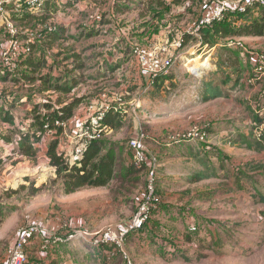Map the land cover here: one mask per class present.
Segmentation results:
<instances>
[{"label":"rangeland","instance_id":"rangeland-1","mask_svg":"<svg viewBox=\"0 0 264 264\" xmlns=\"http://www.w3.org/2000/svg\"><path fill=\"white\" fill-rule=\"evenodd\" d=\"M84 1L80 2L85 4ZM108 1L91 0L95 8L82 10L81 14H78V19L69 26V30L76 28V34L67 36L64 46L70 48V45H74L85 58V62L73 61L71 64L75 65L77 71L65 81L47 78L46 85L51 87L55 84H68L74 88L73 94L69 96L71 91L67 93L64 101L68 97L71 99L83 97L81 104L75 108L74 116L65 122L62 132L57 135L56 130L51 132L48 129V135L44 137V141L39 142L34 157L19 153L13 140L17 130H4L0 133L13 140L12 145L8 146L0 142V264H5L7 250L14 243L20 230L29 223L38 222L46 229L47 234L58 231L59 226L64 222L90 234L107 227L123 226L135 212L146 186L145 170L131 164L132 151L128 146V140L135 134L139 137L147 157L149 159L157 157L159 176L162 163L156 153L157 150L181 149L188 143H193L192 141L172 143V140L177 133L195 125L207 131L205 142L207 139L210 141L212 135L209 131L215 121L220 122L219 129L225 128L228 132L222 138L229 152L219 148L214 149L213 145L212 147L210 145V148L206 146L209 148L205 149L207 154L202 146L199 147L198 154V151H192L190 148V152L196 153L202 162L188 164L187 167H190L188 171L192 173L191 175L203 172L207 176L205 183L212 191L209 194H212V199L216 196L220 202L216 203L217 207H222L227 202L230 207L235 206L237 200L240 202L239 207L246 205L253 207V222L224 227L216 236L214 234L209 239L198 236L200 239L198 242L189 238L187 248H177L176 251L168 252L162 246H156L157 243L153 239L155 235L151 233L154 223L149 221L136 237L126 238L122 249H107L110 264H264V202H262L264 147L257 148L264 135V118L260 121V116L264 115V36L263 40L249 39L258 36H228L219 39V42L212 47L201 38L191 37L184 45L180 43L178 46L177 42L181 39L176 34L187 32L191 25L192 27L196 25L202 14V0H200L201 5L196 0H179L174 6L169 4L171 0L167 2L151 0L156 8L152 6L149 13L145 6L140 7L142 17L139 20L134 12L131 16L123 15V21L119 23L115 18L104 23L102 21L103 17L106 19L104 7ZM136 1L119 0V3L127 7L130 5L129 10H131L132 7L135 8ZM255 7L257 6L251 8L257 9ZM251 8L249 13L244 15H240L243 12H229L235 15L227 19H230L236 27L244 19L250 21L254 19L252 16H261L264 10L258 7V10L253 12ZM56 10L53 7L52 12L55 13ZM43 16L46 15L43 14L41 17ZM148 17L150 19L147 22L137 27L138 23L146 21ZM86 20L88 23L92 21L89 25H95L91 27L93 34L88 35L90 32H85V37H79L77 29H88ZM13 21L22 30L33 32L34 42L40 37L45 38L46 34L42 32H47L54 26L49 24L46 27L39 23L36 29L29 30L30 27H25L26 23L34 26L35 20L27 19L23 23L25 25ZM6 37L4 18L0 16V48ZM47 41L49 43H44L46 47L50 44L51 47L55 45L50 43V40ZM152 43H158L166 48L163 56L175 58L167 77L157 76L154 84L149 82L151 80L149 75L142 71L133 52L136 45L148 48ZM109 46L122 48L117 54L107 51L106 57L102 58L108 57L109 60L112 58L113 62L104 60L99 65L100 57L103 55L101 50ZM37 53H42L41 47H36L32 55L34 60L38 59L41 62ZM80 63L82 64L79 68ZM257 64L263 68L260 73L254 71ZM107 65H112L114 71L106 70ZM192 66H198L201 72L194 73L189 69L193 68ZM14 75L16 73L0 71V87L9 85L10 83L5 79ZM93 75L98 78L92 79ZM252 75L258 76V82L249 80ZM139 79H141L140 83ZM211 86L217 88L216 93L220 96L205 99V95L215 93L209 91ZM34 89L36 91L32 90L33 96L29 92L32 98V102L29 103L31 110L19 114L24 122L27 117L33 120V116L37 115L35 110L41 114L45 112L51 114L54 111L52 109L56 110L59 107L57 98L50 96L44 99L43 93H38L37 88ZM5 91L3 88L2 92ZM102 94H106V97L102 98ZM59 95L62 100V94ZM5 100L7 99L4 98L3 103L6 107L15 106L14 103L8 104ZM105 106L107 110L112 108L114 112L119 113L122 126L106 131L101 120L98 124L100 127L86 129L90 120ZM7 111L5 108L0 109V120L5 118ZM75 117L81 118L78 126H73ZM70 124L73 128H70L71 130ZM255 127L260 134H255ZM66 128L71 131V134L70 131L67 132L72 137L71 143H67L64 138L63 131ZM97 131L100 133L98 134ZM52 139H58L57 151L64 154L65 159L71 164L77 163V165L80 164L81 150L90 141L100 140L103 151H111L116 157L112 180L104 187L84 186L75 192L64 193L63 180L56 178L55 170L46 158L47 144ZM211 141H214V138H211ZM189 157L184 161L189 162L193 158L191 155ZM240 168L243 170H238ZM214 173L217 176H214ZM196 182L192 179L188 182L184 178V185ZM157 189L160 193L158 180ZM185 192L186 190H183L181 193ZM164 229H166L164 225H158L156 230L158 240L172 242L176 236L171 231L166 233ZM185 233L187 235L188 232ZM134 238H138L143 244L133 245ZM73 241H76V244L72 245L82 250L73 256L78 264L99 263L94 261L95 257L90 258L91 250L83 244L84 239L77 237ZM69 243L51 242L49 244L52 245L44 249L40 246V239L34 240L27 246L28 263H26L49 264L48 257L43 261L41 253L50 255L57 248L67 253L68 251L64 249L67 246L72 247Z\"/></svg>","mask_w":264,"mask_h":264},{"label":"crops","instance_id":"crops-1","mask_svg":"<svg viewBox=\"0 0 264 264\" xmlns=\"http://www.w3.org/2000/svg\"><path fill=\"white\" fill-rule=\"evenodd\" d=\"M22 1L23 0H14L8 6L10 7L8 10V14L11 13L10 15L12 16L13 20L17 22L19 21L20 24H23L27 21V19H33V21H36L34 26L28 25L27 23L26 25H23H25V27H33L35 29L37 28V25L39 23H42L46 27L49 24H54V26L49 28L47 32H42L46 34L45 38L41 43H38L34 47V49L32 50V54L30 55V57L33 58L32 55L35 48H42V53H37V55L40 56L41 59L40 68L37 69L34 64L29 63V57L28 60L26 59L20 64L19 71L16 75H14V77L5 79V81L10 84L5 87H0V109L3 107L5 109L8 108L6 107V104L3 103L4 98L7 99L5 101L8 104L14 103L15 106L13 108H9V114H14L16 121L18 120L20 116L19 114H21V112L25 111L26 113L31 110V106H29V103L32 102V98L29 92H31L33 96L34 92H32V90L36 91L34 88H37L38 93H43L44 96L42 98L44 99L46 97L50 98V96L52 98H57L58 96H60L59 93H61L63 96V101L65 100L67 93L49 90L51 86L46 85L47 78H54L59 79V81H65L67 80L66 78H68V76H72V73L77 71L75 65L73 66V64H71L73 61L85 62V58L82 56L81 52L77 51L74 45H70V48H66V46H64L66 45V43L64 44V42H66L67 36L76 34V28L69 30V26L72 24V22L78 19V14L80 15V12L84 9L92 10L93 8H95L94 6H92L94 3H92L91 0H85V4L81 3V0H45V3L40 8L30 10L25 7L24 4H22ZM171 1L172 2L169 4L172 6H174L175 3H178L176 2V0ZM196 1L201 5L200 0ZM122 4L123 3H119V0H109L107 3H105V7H103L104 13H106V19H104L103 17L102 21L105 23L109 20L113 21V18H115L116 20H118L117 23H119L123 21V15L126 14L127 16H131L134 12L135 17L137 18V20H139L140 17H142V15L140 14V7L145 6L147 10H149V13H151V9L153 8L152 6L156 8L154 3H148L147 0H137L135 3V8L132 7L131 10H129L131 8L130 5L127 8L125 4ZM53 7L57 9L55 13L52 12ZM255 10H258V8L254 9L253 12ZM43 14H45L46 16L41 17ZM252 17L257 18L258 16L255 15ZM148 19H150V17H148L146 21L138 23L137 27L142 26L145 22H147ZM90 23H88L86 20V24L88 25V27L86 25L85 26L88 29H77L79 37H85V32H90L88 35L93 34V29H91V27L95 25H89ZM190 27L193 29L194 25L193 27L192 25ZM191 28L189 29V31H187L189 34H191ZM191 35L198 39L200 38L199 35ZM148 38H150V36ZM255 38L262 39L263 36L249 37L250 40H254ZM47 40H50V43H55V45L51 47L50 44L49 47H46L44 43H49ZM120 48L117 49L115 46H109L106 47L103 51L101 50L103 55L100 57L98 64L101 65L104 60H107L108 62H113L112 58L111 60H109L108 57H102H106L107 51L111 52L112 54H117L118 52H120ZM66 54L70 55L67 57L65 56ZM113 68L114 67L112 65H107L105 67L106 70L109 69L111 71H114ZM93 76L94 77L92 79L98 78L96 75ZM140 82L141 79H139V83ZM3 88L6 90L5 92H2ZM73 89L71 90V93L68 94L69 96L70 94H73ZM70 100L71 98L68 97L66 101ZM75 118L76 120H74L73 126H78L81 118ZM219 124L220 122H213L210 128L211 130H208L212 135L211 138H214V141H211L210 138V141H208L207 139L206 142L197 141L193 143H188L187 145H185V147L181 149L174 148L172 150L165 148L162 151H156L162 163L158 176V185L162 197V204L160 210L154 215V217L150 221V223H154L152 224L153 229L151 233L155 235L153 239L155 240V243H157L156 246L160 245L163 247L164 250L168 252L176 251L177 248H187L189 246V238H192V240H196L198 242V240H200L198 236L209 239L214 234L216 236L217 233L221 231V229H223L224 227H230L232 225L251 224L253 222V207L248 205H246L245 207H239L238 204L240 202L238 200L235 201V206L230 207L229 202H227L222 207H217L216 203L220 202L217 200L216 196L214 199H212V194H209L212 191L211 187L207 183H205L207 181V178L205 177L207 176L203 172H198V174L196 175H191L192 173L188 171L190 170V167H187L188 164L192 165V162L201 164L202 162V160L199 159L196 153L192 154L190 152V148H192V151H198V154L200 153V146H202L203 150H205L209 149L210 145L211 147L213 145L215 146L214 149L219 148L221 150H224L225 152H229L228 149H226L227 146L224 143L225 140L222 138L223 136H226L228 132L225 128L219 129V126H221ZM8 126L9 123H6L3 119L0 120V133L3 129H6ZM70 128H72V124L69 125V129ZM70 130H67L66 128V130L64 129L63 131V135L67 143H71L72 137H70L71 135L69 136V134L67 133ZM213 131L214 133H212ZM69 133L71 134V131ZM5 144H7V146L12 145V143L9 142H5ZM206 146H209V148H207ZM220 146H223L225 148ZM189 154L193 156V158H191L189 162L187 160L184 161L185 159H188V157L190 156ZM210 162H212V159L210 160ZM191 176H196L197 178H193ZM214 176H217V174L214 173ZM184 178L188 182L190 181V179L197 182L193 184L187 183L186 185H184ZM194 185L195 187L193 188ZM183 190H186L184 194L181 193ZM158 225H164V227L166 228L164 229L166 233H169V231H171L176 236L175 239L172 242L158 240V235L156 234V230H158ZM187 228L189 229V231H192H187ZM185 232H188L187 235ZM138 234L139 233H137L136 235ZM133 241H135L133 245L143 244L138 240V238H134ZM70 244L75 245L76 241L70 242L69 245ZM83 244L86 245L87 249L91 250L90 258L95 257L96 259H94V261H96L97 263L99 262L98 264H110V255L107 249L102 247H92L85 241ZM74 245H72V247L67 246L64 249L68 251L67 253L60 251V248H57L56 251L54 253H51L50 255L47 253H41V257L43 258V261L45 260V257H48V263L54 262L55 264H78L73 259V256L77 255L82 250H80L78 247H75Z\"/></svg>","mask_w":264,"mask_h":264},{"label":"built area","instance_id":"built-area-1","mask_svg":"<svg viewBox=\"0 0 264 264\" xmlns=\"http://www.w3.org/2000/svg\"><path fill=\"white\" fill-rule=\"evenodd\" d=\"M14 0H0V16L4 18L5 30L7 37L0 48V69L7 72H15L23 59L32 52L31 44L35 38L33 32L22 30L8 14L7 5ZM30 8H40L44 0H26ZM204 10L200 19L191 31V34L198 35L199 30L205 27H211L214 22L223 20L229 12H244L247 8L257 6L264 8V0H202ZM234 4V6H232ZM100 20V18H97ZM28 35L24 36L26 33ZM23 35V36H22ZM41 36V33H40ZM181 40L177 42L180 46ZM166 48L158 43H152L148 48L136 45L133 49L138 59L140 67L144 73L149 75V82L154 84L156 77L168 74L175 58L163 56ZM260 64L255 65L254 71L260 73L262 71ZM201 72V71H200ZM195 73V72H194ZM200 74V73H198ZM197 75V73H196ZM250 81L258 80L257 75H252ZM102 98L106 94L101 95ZM107 107L100 109L95 117H93L86 129L92 127L94 129L100 127L102 117L107 112ZM97 125V126H96ZM100 131H97V133ZM98 133V134H99ZM255 134L260 131L255 127ZM93 137V136H90ZM207 131L204 128L195 125L180 133L176 134L172 143L180 141L205 142ZM129 146L132 149V162L137 168L146 166V186L135 212L126 221L123 226L118 228L107 227L99 232L87 233L82 229L68 224L61 223L59 230L52 234L45 233L46 229L39 225L38 222L29 223L23 227L18 233L14 243L7 250L5 264H25L27 262V246L34 240L40 239V246L44 249L49 248L53 244L71 242L77 237H81L85 242L93 246L105 244L113 245L114 248H123V244L130 232L140 231L146 223L150 221L153 215L160 209L162 197L157 189L158 180V159L152 157L149 159L145 149L140 142L139 137H133L129 140ZM38 223V224H37ZM51 233V232H50ZM48 245V246H47Z\"/></svg>","mask_w":264,"mask_h":264},{"label":"trees","instance_id":"trees-1","mask_svg":"<svg viewBox=\"0 0 264 264\" xmlns=\"http://www.w3.org/2000/svg\"><path fill=\"white\" fill-rule=\"evenodd\" d=\"M178 1L179 0H176V2ZM149 2L152 3L151 1H148V3ZM22 4H24L25 7H27L30 10L34 9V8H30L26 0H23ZM8 6L9 4L7 5V9L9 10L10 7ZM249 8H247L243 13L237 11L236 13H241L240 15L248 14ZM251 9L254 10V8ZM203 10H204V6L202 5L201 11L203 12ZM233 15L235 14L229 13L228 16L226 15L227 17H225L223 20L214 22L211 25V27H205L200 29L198 35L200 36L202 41H205L206 44H209L210 47H212L219 42L218 41L219 39L226 38L228 36L230 37L264 36V10H262L261 16H259L258 18H254L250 21H245L244 19V21L237 24L236 27L235 25H233L230 19H227L228 17ZM32 28L33 27H30L29 30H31ZM26 35L28 34L26 33ZM176 36H180L181 43L183 45L189 39H191V37H193L191 34H188L187 32L184 31H182L181 33H177ZM43 39H44L43 37H40L36 40V42H33L31 44L32 50L38 44V42L43 41ZM31 54H29L25 59H23L21 63L24 62L26 59L28 60ZM28 62L34 64L37 69L40 68V61L34 60L32 57H30ZM77 62H81V61H77ZM81 64L82 63H80L79 68L81 67ZM0 71L3 72L1 69ZM18 71L19 68L15 72H10V73L17 74ZM166 75L168 74H165L163 78H166L167 77ZM255 82H258V80H256ZM50 89L57 92L69 93L73 88L68 86V84L67 85L55 84L52 87H50ZM216 89H217L216 87L211 86V89L209 91H213L215 93H209V95L208 94L205 95L204 98L211 99V98L219 97L220 95L219 93H216ZM82 98L83 97H75L70 101L64 102L62 101L63 98L61 100L60 97H57L56 101L57 103H59V107H57L56 110L52 109L54 111L51 114L46 112L41 114L38 110H35V113H37V115L33 116V120L32 118L27 117L25 119V122L24 119L20 117L16 121L14 114L11 113L9 114V108H7L5 110L8 111L3 120L6 123H9V126L6 129H3L2 131L17 130L16 134L13 136L14 137L13 140L15 141L14 143L18 147L19 153L28 157H34L36 155V148L39 146V142L44 141V137L48 135L47 134L48 129L50 131L56 130L55 131L56 134L57 135L60 134L62 132L63 126L65 125V122L74 115L75 108L79 104H81ZM44 103L45 101L43 102V104ZM45 106L46 105H44V107ZM47 107L49 108V106ZM260 118H261L260 121H262L264 115L263 116L261 115ZM40 119L42 121H40ZM101 120L103 126L107 129L106 131L111 129H118L122 126V122L119 119V113L114 112L112 108L107 110V112L104 114ZM15 121L19 122V124H17ZM0 137H1L0 142L5 141L11 143L13 141L11 137H5V135L0 134ZM133 137H137V136L134 134L131 138ZM4 138L5 140H3ZM57 146H58V139H52L48 142L47 150H46V158L49 161V164L54 168L56 178H61L63 180L64 193L67 194V193L75 192L76 190L84 186L104 187L112 180L114 176V165H115L116 157L114 153L111 151L108 152L103 151L102 143L100 140L94 139L90 141V143H88L86 147H84V149L81 150V153L79 155V157L81 158L79 160L80 163L79 165H77V163L71 164L69 161H67L65 159L64 154L59 153L57 151ZM128 146H129V140H128ZM262 147H264V135L262 140L258 144L257 148H262ZM0 163H1V159H0ZM131 164L133 165L132 156H131ZM143 169L146 170V166H143ZM238 170L242 171L243 169L240 168ZM262 202H264V196L262 198ZM0 223H1V212H0ZM138 232L140 231L130 232L127 235V238L129 239L130 237L136 236ZM99 247L108 250L110 248H114L113 245H105V244H101L99 245ZM49 264H55V263L51 262Z\"/></svg>","mask_w":264,"mask_h":264},{"label":"bare ground","instance_id":"bare-ground-1","mask_svg":"<svg viewBox=\"0 0 264 264\" xmlns=\"http://www.w3.org/2000/svg\"><path fill=\"white\" fill-rule=\"evenodd\" d=\"M199 59V58H198ZM202 65V64H201ZM193 68H189L193 72H199L201 71L198 66H192Z\"/></svg>","mask_w":264,"mask_h":264}]
</instances>
